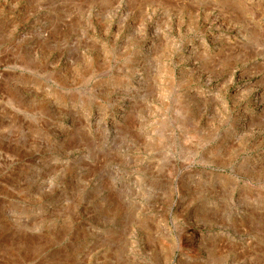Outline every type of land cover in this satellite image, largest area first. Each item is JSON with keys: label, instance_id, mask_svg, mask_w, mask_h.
Segmentation results:
<instances>
[{"label": "rangeland", "instance_id": "374dc122", "mask_svg": "<svg viewBox=\"0 0 264 264\" xmlns=\"http://www.w3.org/2000/svg\"><path fill=\"white\" fill-rule=\"evenodd\" d=\"M0 264H264V0H0Z\"/></svg>", "mask_w": 264, "mask_h": 264}]
</instances>
